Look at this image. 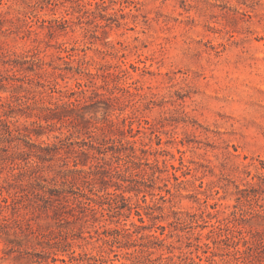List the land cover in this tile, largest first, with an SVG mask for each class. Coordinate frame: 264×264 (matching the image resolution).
Listing matches in <instances>:
<instances>
[{"label":"rangeland","instance_id":"374dc122","mask_svg":"<svg viewBox=\"0 0 264 264\" xmlns=\"http://www.w3.org/2000/svg\"><path fill=\"white\" fill-rule=\"evenodd\" d=\"M84 1L0 0V264L207 262L220 222L264 241V0Z\"/></svg>","mask_w":264,"mask_h":264},{"label":"trees","instance_id":"16d2710c","mask_svg":"<svg viewBox=\"0 0 264 264\" xmlns=\"http://www.w3.org/2000/svg\"><path fill=\"white\" fill-rule=\"evenodd\" d=\"M95 4H98V0H94ZM103 3L105 2V0H102ZM72 2V7H76V8H82V7H86V5L88 4L87 2H85L84 0H71ZM92 2H89V5H92ZM71 104H73V102H71ZM6 113H2V111L0 110V126H6V132L11 133L12 130L10 129L9 124L7 123L6 119L4 118ZM132 130V129H131ZM120 143H116V140H112L111 145H108L107 147H101L103 149L102 152H107L108 149L112 150L114 153L118 154L119 159L124 160V164L126 165L127 169L132 168V169H137L141 166V161L137 160L138 156L136 154V150L133 146H131V151L127 152L125 151V146H124V142H122L121 140L119 141ZM108 148V149H107ZM124 153V154H122ZM124 155V156H123ZM78 162L75 163V165H77ZM159 168V166H158ZM141 172H136L135 174H131L130 176H128L127 178H125V180L129 181L131 184L129 186V188L131 190H133L132 188H138L139 190H141L139 188V186H137V184L139 182H143L142 181L135 178L134 175H139ZM167 193H172L171 189L168 188L166 189ZM84 196H87L88 201L86 202L85 208L93 211L94 213L99 212L100 209H98V206H100L104 212V210L108 209L109 211H113L115 209V206L113 204L114 200L117 199V197H121V199H125L127 200V198L125 197L124 194L122 193H117L116 191H107L105 196H101V197H106L107 200L103 201H96V205H93L91 202L94 200L92 199V197H89L87 195V193L82 192ZM161 198L163 200H166V196L165 195H161ZM144 201L146 202V197L144 199ZM105 204H108V207H105ZM149 205V204H148ZM138 215L140 216V220L143 222L144 221V217L142 215V213L140 211H137ZM196 217H194V219L189 220L186 217L183 216H177L176 220H174L173 222H171V224L174 223V225L176 226V229L181 227V228H185V227H191L192 224L194 222H196L198 225H200V221L197 218V214H192ZM202 221H206L204 216H201ZM159 227L162 229V234H165V230H166V225H159ZM216 227H218L219 229V235L217 238H214V243H216L217 246H219L221 252H217L214 250V247L212 245H210L208 242L205 243H196V249H202L204 246V253H208L210 252V255H206V261L207 262H201L203 260L202 256L198 255L197 257L200 259L199 261H197L193 256L187 254V253H183L182 255H180V259L181 262L177 263L175 261L174 264H217L218 262L216 261V259L214 258V256L216 255H220L222 256V263H218V264H261L260 262L258 263V261L260 260V256L261 253H264V241H262L261 238L257 237V232H254L252 230H244L243 228H240L238 226H230L227 223H223L220 222ZM107 234L109 237V239H107V242L110 244V249L112 252H114L115 256H119L120 253L118 252V250L115 249V247L117 248H130L131 246L136 245V243H134L133 241H130L131 239V230L129 227L124 226L122 228H113L111 230H107ZM148 237H156L157 239L158 236L154 235V234H150L148 235ZM165 239V238H164ZM164 239H161V241H163ZM156 243H148V244H143L141 243L142 246H146L148 248H152L154 247ZM221 244H223L224 246H221ZM260 249V250H259ZM142 252H144V250H135V251H126V255L128 257H131L133 264H140L141 261H143L144 257H147L146 259L152 261V259L149 256H144L145 254H142ZM97 260H101L104 261L105 263L108 262L107 259H105L104 257L101 258H96ZM168 259L173 260V257L169 256ZM53 262H56L57 260H61L62 262H64L65 264H67V260L64 258H58V257H53L52 258ZM81 261H83L82 258H80ZM168 262V261H167ZM167 264H170V262H168Z\"/></svg>","mask_w":264,"mask_h":264}]
</instances>
